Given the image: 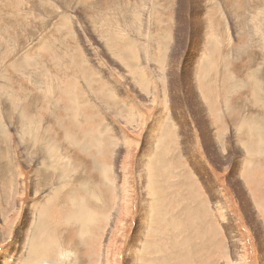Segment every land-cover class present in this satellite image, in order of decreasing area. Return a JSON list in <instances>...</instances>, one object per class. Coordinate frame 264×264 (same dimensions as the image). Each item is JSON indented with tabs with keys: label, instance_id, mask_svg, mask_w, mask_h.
Instances as JSON below:
<instances>
[{
	"label": "rangeland",
	"instance_id": "obj_1",
	"mask_svg": "<svg viewBox=\"0 0 264 264\" xmlns=\"http://www.w3.org/2000/svg\"><path fill=\"white\" fill-rule=\"evenodd\" d=\"M105 1L0 0V264H264V0ZM186 129L224 206L182 168Z\"/></svg>",
	"mask_w": 264,
	"mask_h": 264
},
{
	"label": "bare ground",
	"instance_id": "obj_2",
	"mask_svg": "<svg viewBox=\"0 0 264 264\" xmlns=\"http://www.w3.org/2000/svg\"><path fill=\"white\" fill-rule=\"evenodd\" d=\"M105 1V0H104ZM105 2H108V1H105ZM84 3V2H83ZM97 3V2H96ZM98 4V3H97ZM104 4V3H103ZM96 5V4H95ZM99 5V4H98ZM101 5V4H100ZM99 5V6H100ZM105 5H106V3H105ZM102 6H104V5H102ZM101 6V7H102ZM91 6H89V8H90ZM97 8V7H96ZM99 9H102V8H100V7H98ZM94 9V8H93ZM241 11V10H240ZM102 14V13H101ZM101 14H98V16L100 17V16H102ZM210 15V14H209ZM92 16V15H91ZM94 16V15H93ZM93 16H92V18H93ZM97 16V15H96ZM95 17V16H94ZM91 18V17H90ZM89 17H88V20L90 19ZM102 18H103V16H102ZM93 20V19H92ZM211 20V19H210ZM89 23H92L91 21L89 22ZM211 26V25H210ZM209 30V29H208ZM204 34V33H203ZM155 44V43H154ZM162 44V43H161ZM156 45V44H155ZM158 45V44H157ZM240 46V45H239ZM162 50V49H161ZM160 52H162V51H160ZM161 54H163V53H161ZM158 55V54H157ZM158 57H159V55H158ZM160 57H162V55L160 56ZM195 69V68H194ZM195 70H197V69H195ZM194 70V71H195ZM192 85V84H191ZM190 85V86H191ZM187 86H189V85H187ZM182 89V88H181ZM187 90H189V89H187ZM197 90L199 91V92H201V94L203 95V84L202 83H198V88H197ZM180 91V90H179ZM182 93H183V91H181ZM179 95V94H178ZM185 98V97H184ZM176 99L178 100L179 98H177L176 97ZM181 100V99H180ZM183 101V100H182ZM179 102V101H178ZM178 105V104H177ZM182 106V105H181ZM184 106V105H183ZM182 106V107H183ZM176 109V108H175ZM214 112V111H213ZM212 112V113H213ZM180 114V113H179ZM183 114L185 115V113L183 112ZM186 115H187V113H186ZM214 115V114H213ZM183 116V115H182ZM187 118V117H186ZM185 118V119H186ZM185 119H184V121H185ZM258 119H256V121H257ZM259 121V120H258ZM181 122V121H180ZM260 122V121H259ZM246 124V123H245ZM261 124V123H260ZM213 125V124H212ZM252 125H254V124H252ZM256 126H258V124L256 125ZM183 128H184V125H183ZM241 128V127H240ZM243 129V128H242ZM170 130V129H169ZM184 130V129H183ZM251 130L252 131H250V133L251 134H255V135H263L261 132H259V130L257 129V128H254V127H252L251 128ZM212 130H210V127H209V124L208 125H206L205 127H203V130H201L200 131V141H203V143L205 144V146H206V151L204 152V153H206L205 155H206V157L208 158L206 161L209 163H212V164H214V162H215V160L217 161V159H219L220 160V158H218V157H216L215 159H213L212 157H211V155L209 154L210 152H212L213 151V148H212V146H214V142H213V135H212V132H211ZM166 132V131H165ZM173 132V131H172ZM172 132H166L165 134L163 133L160 137H159V139H158V144L155 146V150H154V156H155V165H156V169H155V174H152V175H155V177L153 178V180L155 179V182L157 181V179H158V177L160 176V174L162 175L163 173H165L166 174V176L164 177V180H167L168 178H173V177H175L174 176V174H172L171 176H169L168 175V170L170 169V168H172L171 167V165L172 164H174V158L172 157V156H174L175 157V155L173 154V150L175 149V143H174V139L177 137L178 139H180L181 137H180V134H176V137L174 138V135L175 134H173ZM183 132H185V131H183ZM188 134H191L187 129H186V135H187V137H186V141H187V145H188V148H187V146H186V148H182V150L184 151V154H185V158L183 159L182 158V160H181V164H182V168L183 169H185V170H187L188 171V169L191 171L192 169L193 170H195L196 171V173L198 174V177L199 178H205L204 179V186H205V188L207 189V194L206 195H208L209 197H214V198H217L218 199V203H220V205L222 206H224V202L222 201L223 199L221 198V195H222V193L218 190V188H217V185L215 184V182H214V179H213V177H212V175L210 174V169H209V167H208V165H207V163H206V161L205 160H203L202 159V157L198 154V151H197V144H196V142H197V140L195 141L194 140V142H193V144H192V142H191V138L189 139V136H188ZM262 138H264L263 136H262ZM195 139H197V138H195ZM181 140V139H180ZM199 140V139H198ZM215 140V139H214ZM176 143H177V141H176ZM196 144V145H195ZM201 145V144H200ZM241 146H243L242 147V150L244 151V152H248V154L250 153V154H252L251 152H250V150H249V144L248 143H241ZM79 147V146H78ZM207 147H209V149H207ZM178 148V147H177ZM243 156H245V155H243ZM183 157V156H182ZM225 157V156H224ZM231 157V156H230ZM234 157H231L230 159H229V163H232V165H233V161H234V159H233ZM224 159V158H223ZM222 159V160H223ZM225 159H227V157H225ZM246 159H247V157H246ZM156 160H159L160 161V164H158V163H156ZM122 163V162H121ZM225 163V162H224ZM189 165L188 167H187V165ZM227 164V163H226ZM248 164H249V162H248ZM248 164H247V161H239V162H237L236 164H234L233 166H232V173H231V175H230V182L231 183H233L234 185H235V181H236V179L238 178L239 179V175L241 176V177H243L244 179H245V181H246V177H247V172L246 171H248V170H246L245 171V168H247V167H245V166H248ZM191 166V167H190ZM190 167V168H189ZM192 168V169H191ZM263 168V167H262ZM154 169V168H153ZM261 169V168H260ZM249 172V171H248ZM252 172H254L253 170H252ZM252 172H250V173H252ZM153 173H154V171H153ZM254 173H258V172H254ZM246 174V175H245ZM150 175H151V173H150ZM194 175V174H193ZM250 175V174H249ZM252 175H253V173H252ZM260 175H261V173H260ZM180 176H181V174H177V183L179 184L181 181H180ZM256 176V175H255ZM258 176V175H257ZM256 176V177H257ZM153 177V176H152ZM252 177V176H251ZM253 177H254V175H253ZM256 177H254V178H256ZM122 178V177H121ZM150 179H151V177H150ZM175 179V178H174ZM249 179H251L250 177H249ZM261 179V178H260ZM256 180V179H255ZM264 180V179H263ZM250 182H253V179L252 180H249ZM249 181L247 182L246 181V183L248 184L249 183ZM262 181V180H261ZM238 182L239 181H237V185L238 186H240V185H243V183H241L240 185L238 184ZM256 182V181H255ZM254 182V183H255ZM259 182V181H258ZM154 184V183H153ZM250 185V184H249ZM251 185H254V184H251ZM191 187V186H190ZM244 187V186H243ZM245 188V187H244ZM75 189V188H74ZM191 189H192V187H191ZM200 189V188H199ZM236 190H238L237 188H236ZM244 190V189H243ZM73 191V190H72ZM108 192V191H107ZM189 192H191V191H189ZM245 192H246V190H245ZM244 192V193H245ZM261 192V191H260ZM105 194H106V192H105ZM205 194H201L202 195V197H204L205 198ZM238 194H240V193H238ZM243 194V193H242ZM256 194V193H255ZM79 195H80V193H79V187L78 188H76L75 189V191H73V194H72V199H71V202H70V207H71V212H72V214L73 215H75V216H77L78 218H79V216L82 214L83 215V213H84V211H83V209H82V207L80 206V205H78L77 204V199H78V197H79ZM142 195V194H141ZM191 195H196L195 196V199H198L199 201H200V203H198L197 204V202H196V207L195 208H193V207H191L190 208V211H192L193 213H192V215L191 216H187V215H185L186 213H185V211H183V210H181V211H179L178 210V212L177 213H174V214H172L173 216H186V220H185V222L184 223H186V227H187V229H190V231H195L196 229H197V225L196 226H194L193 224H194V222H195V220H199L200 219V216L199 215H201V218H203L202 217V208H201V203H203L202 201H201V199H200V192L198 191V189H195L194 188V190H192V192H191ZM190 195V196H191ZM203 195H205V196H203ZM85 196V195H84ZM255 196V195H254ZM89 197V196H88ZM178 197L180 198V194L178 193ZM90 199H91V197H89ZM89 198H86V201L89 199ZM190 198V197H189ZM193 198V197H192ZM246 198V197H245ZM151 199V198H150ZM155 199H157V198H155ZM194 199V198H193ZM215 200V199H214ZM242 200V199H241ZM172 201H175V202H177L178 200H177V198H171V200H170V202H169V204L170 203H172ZM197 201V200H196ZM243 201H244V199H243ZM254 201V200H253ZM88 203H89V201H88ZM88 205V204H87ZM246 205V204H245ZM189 206H191V205H189ZM204 207V206H203ZM62 208V207H61ZM90 208V205H89V207L87 208V210L86 211H88V209ZM62 210V209H61ZM151 211V210H150ZM228 210H226V212H227ZM83 212V213H82ZM98 212V217L99 216H101V212H99V211H97ZM146 212V211H145ZM81 213V214H80ZM151 213V212H150ZM104 214V213H103ZM248 214V213H247ZM55 215L57 216V218L54 216V218H55V220H57L56 222H58V224H61L62 226H64V223L62 222V212H56L55 213ZM205 216V215H204ZM166 218V217H165ZM253 218V217H252ZM100 219L101 218H99V221H100ZM150 219V218H149ZM202 220V219H201ZM208 220H210V219H208ZM203 221V220H202ZM150 222V221H149ZM208 222V221H207ZM204 223V222H203ZM201 224V222L199 223V225ZM207 225V224H206ZM210 225V224H209ZM148 226H150L149 224L147 225V227ZM60 227V226H59ZM185 228V227H184ZM150 229V228H149ZM208 229V228H207ZM59 230H60V228H59ZM139 230V229H138ZM209 230V229H208ZM146 231V230H145ZM187 236H189V235H187ZM231 236H232V238L233 237H236V236H233L232 234H231ZM235 239V238H234ZM187 241H189V240H187ZM234 241H236L237 243H239L240 242V239L239 238H237L236 240H234ZM171 246V245H170ZM237 246V245H236ZM238 247V246H237ZM262 259V258H261ZM263 260V259H262ZM205 261V260H204ZM187 263V262H186ZM237 264H239V262H237Z\"/></svg>",
	"mask_w": 264,
	"mask_h": 264
},
{
	"label": "crops",
	"instance_id": "obj_3",
	"mask_svg": "<svg viewBox=\"0 0 264 264\" xmlns=\"http://www.w3.org/2000/svg\"><path fill=\"white\" fill-rule=\"evenodd\" d=\"M239 244V243H238Z\"/></svg>",
	"mask_w": 264,
	"mask_h": 264
}]
</instances>
